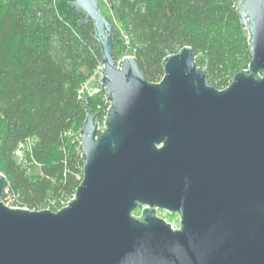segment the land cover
I'll return each mask as SVG.
<instances>
[{"label": "water", "instance_id": "1", "mask_svg": "<svg viewBox=\"0 0 264 264\" xmlns=\"http://www.w3.org/2000/svg\"><path fill=\"white\" fill-rule=\"evenodd\" d=\"M236 4L252 59L216 90L189 47L158 83L117 65L101 0L70 2L95 27L105 127L87 114L83 179L56 212L4 205L0 173V264H264V0Z\"/></svg>", "mask_w": 264, "mask_h": 264}, {"label": "trees", "instance_id": "2", "mask_svg": "<svg viewBox=\"0 0 264 264\" xmlns=\"http://www.w3.org/2000/svg\"><path fill=\"white\" fill-rule=\"evenodd\" d=\"M73 0H0V171L2 202L30 211L73 198L83 179L76 136L89 112L108 104L78 89L102 62L92 22ZM239 0H108L120 23L113 56L129 52L149 83L165 60L189 47L206 84L227 88L251 62ZM20 154H17V153Z\"/></svg>", "mask_w": 264, "mask_h": 264}, {"label": "built area", "instance_id": "3", "mask_svg": "<svg viewBox=\"0 0 264 264\" xmlns=\"http://www.w3.org/2000/svg\"><path fill=\"white\" fill-rule=\"evenodd\" d=\"M122 59H123V58H121L120 60H117V61H116L117 65L119 64V62H120ZM100 67H101V64L98 66L97 70H96V71L94 72V74H93V76H95V77L97 78L96 89H95V93H94V94L99 93V92H104V91H101V89L98 87V82H99V80H100V78H101V76H102L101 73H100ZM83 84H84V85H83ZM83 84H82L83 86L81 85V87L78 89V95H79V97H80L81 99L86 100L88 96H87V92H86L85 88H86L87 86H89V80L86 81V82L83 83ZM104 93H105V92H104ZM105 101H106V100H105ZM108 108H109V105H108V107H107V109H106V111H105V113L103 114V116H102L101 119H100V115L98 114V120H97V121H98V128H99L100 130H102V129L105 127L104 124H105L106 114H107V110H108ZM79 138H80V141H81L80 131H79ZM17 154H20V153L18 152ZM73 198H74V196H73ZM73 198H71L70 200H67V201H61V202H58V203H54V204H53V209H54L53 212H56V211H58V210H60V209H62V208H64V207H66V206L68 205V203L72 201ZM5 205H6L7 207H10V208H21V209H27V208H25V207L12 206L10 202L5 203ZM27 210H29V209H27ZM42 210H50V207H47V208L42 209ZM50 211H51V210H50ZM158 211H160V209H156V216H157V217H159L158 214H157ZM133 215H134V213H133ZM134 216H135V215H134ZM178 217H179V216H178ZM159 218H161V217H159ZM161 219H163L166 223L170 224L172 230H179V229H180V218H179V223H178V225H174L173 223L166 221L164 218H161Z\"/></svg>", "mask_w": 264, "mask_h": 264}, {"label": "rangeland", "instance_id": "4", "mask_svg": "<svg viewBox=\"0 0 264 264\" xmlns=\"http://www.w3.org/2000/svg\"><path fill=\"white\" fill-rule=\"evenodd\" d=\"M101 12L109 19V21L112 24L116 26V28L120 29V23L116 20L114 13L109 8L108 0H101ZM125 56H132V55L129 52H127ZM96 82H97V78L95 76H92L91 78H89V86L85 88L88 97L94 95L95 89H96ZM76 139L80 140L79 134L76 136ZM140 214H141V209L134 212L135 216H139ZM157 214L159 217L164 218L166 221L171 222L174 225H178L179 223L178 214H170L169 212L164 211V210L158 211Z\"/></svg>", "mask_w": 264, "mask_h": 264}]
</instances>
